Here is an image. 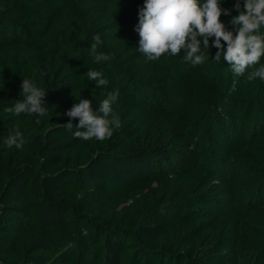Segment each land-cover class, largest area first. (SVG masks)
Returning a JSON list of instances; mask_svg holds the SVG:
<instances>
[{"label":"trees","instance_id":"1","mask_svg":"<svg viewBox=\"0 0 264 264\" xmlns=\"http://www.w3.org/2000/svg\"><path fill=\"white\" fill-rule=\"evenodd\" d=\"M144 2L0 0V264H236L220 252L232 221L206 209L227 193V173L215 161L202 164L180 119L167 124L132 104L150 106L143 84L131 78L147 66L135 31ZM235 3L221 18L230 31ZM97 34L98 52L111 57L101 63L91 53ZM213 40L200 66L213 70L218 116L203 111L196 129L227 141L236 139V124L247 123L258 136L264 80L246 76L264 56L236 76L223 57L212 59ZM89 68L103 72L107 88L87 79ZM23 78L46 89L45 116L6 111L23 99ZM108 91L119 93L113 108L121 127L102 142L75 138L79 121L67 111L81 98L97 111ZM15 128L28 141L21 149L4 144Z\"/></svg>","mask_w":264,"mask_h":264},{"label":"clouds","instance_id":"2","mask_svg":"<svg viewBox=\"0 0 264 264\" xmlns=\"http://www.w3.org/2000/svg\"><path fill=\"white\" fill-rule=\"evenodd\" d=\"M234 8L238 14L231 17L234 31H230L221 21V16L230 15L231 10L222 8L221 0H204L203 3L200 0H145L138 12L139 23L135 26L140 37L138 51L148 60H156L166 52L175 56L183 49L186 52L184 60L196 66L209 58L202 49L209 50V39L214 37L212 46L218 51L212 59L219 63L223 57L234 75H244L247 69L260 64L264 56V36L259 34L264 26V0H244L243 8L240 0H236ZM93 39V62L109 60V55L97 50V46L103 43L100 36L97 34ZM84 75L96 82V88L108 87L109 81L102 71L89 68ZM256 78L264 80V65L247 73V80ZM21 88L23 99L14 101L6 111L16 116H45L48 112L44 100L46 89L27 78H23ZM118 96V92L108 91L106 98L99 101L97 111H93L91 100L81 98L75 103L66 113L70 118H78L74 137L101 142L110 139L121 127L113 108ZM66 125L69 130L74 126L71 121ZM26 143L28 141L19 128L10 130L4 139L9 149H21Z\"/></svg>","mask_w":264,"mask_h":264},{"label":"rangeland","instance_id":"3","mask_svg":"<svg viewBox=\"0 0 264 264\" xmlns=\"http://www.w3.org/2000/svg\"><path fill=\"white\" fill-rule=\"evenodd\" d=\"M231 4L232 0H221L222 8L231 9ZM97 12L100 18L108 14L104 4H99ZM225 17L227 15L221 16ZM139 40L138 37V47ZM185 55L182 49L175 56L166 52L156 60L146 59V69L132 74L131 78L136 80L135 84H143V97H149L150 106L137 101L132 104H142L147 114H161L167 124L180 119L200 151L202 164L211 167L214 165L210 161H215L214 168L224 169L229 189L221 202L206 207L232 221L220 252L233 256L236 264H264V138L257 139L259 133L264 134V125L259 126L258 136H254L252 126L247 123L239 126L238 123L237 127L233 126L236 139L227 141L222 137V141H218L206 130H197V121L203 111H210L214 118L218 116L214 99L219 92L215 90L213 70L193 66L184 60ZM133 65L134 62L131 68ZM126 109H121L119 115ZM229 119L226 124L233 125ZM232 132L228 131L227 136L233 137Z\"/></svg>","mask_w":264,"mask_h":264}]
</instances>
